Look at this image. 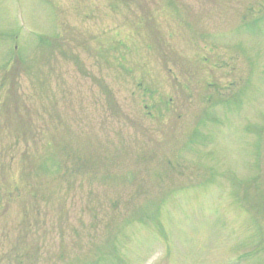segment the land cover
Instances as JSON below:
<instances>
[{
  "label": "rangeland",
  "instance_id": "rangeland-1",
  "mask_svg": "<svg viewBox=\"0 0 264 264\" xmlns=\"http://www.w3.org/2000/svg\"><path fill=\"white\" fill-rule=\"evenodd\" d=\"M0 264H264V0H0Z\"/></svg>",
  "mask_w": 264,
  "mask_h": 264
}]
</instances>
